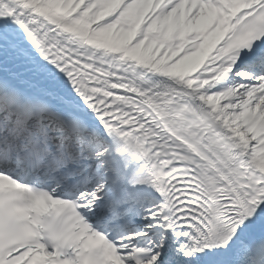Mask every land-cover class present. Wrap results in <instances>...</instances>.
Instances as JSON below:
<instances>
[{"label":"snow or ice","instance_id":"snow-or-ice-1","mask_svg":"<svg viewBox=\"0 0 264 264\" xmlns=\"http://www.w3.org/2000/svg\"><path fill=\"white\" fill-rule=\"evenodd\" d=\"M0 264H264V0H0Z\"/></svg>","mask_w":264,"mask_h":264}]
</instances>
